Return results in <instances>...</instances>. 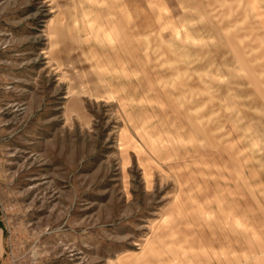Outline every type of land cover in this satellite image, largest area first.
<instances>
[{
  "label": "rangeland",
  "instance_id": "1",
  "mask_svg": "<svg viewBox=\"0 0 264 264\" xmlns=\"http://www.w3.org/2000/svg\"><path fill=\"white\" fill-rule=\"evenodd\" d=\"M0 264H264V0H0Z\"/></svg>",
  "mask_w": 264,
  "mask_h": 264
},
{
  "label": "trees",
  "instance_id": "2",
  "mask_svg": "<svg viewBox=\"0 0 264 264\" xmlns=\"http://www.w3.org/2000/svg\"><path fill=\"white\" fill-rule=\"evenodd\" d=\"M0 226H1V222H0Z\"/></svg>",
  "mask_w": 264,
  "mask_h": 264
}]
</instances>
